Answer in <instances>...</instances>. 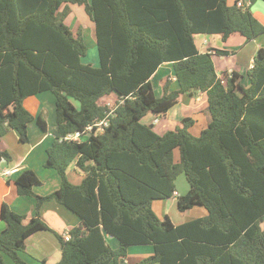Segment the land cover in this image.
Masks as SVG:
<instances>
[{
	"label": "trees",
	"instance_id": "obj_1",
	"mask_svg": "<svg viewBox=\"0 0 264 264\" xmlns=\"http://www.w3.org/2000/svg\"><path fill=\"white\" fill-rule=\"evenodd\" d=\"M254 1L0 0V163L11 161L1 143L9 131L20 143L29 141L34 120L47 132L44 116L35 118L24 100L51 92L56 126L44 167L61 179L56 191L38 196L33 171L17 176L16 194L35 199V214L0 206V264L4 256L26 264V239L50 230L40 212L51 200L80 220L68 241L55 234L56 264H121L131 246L142 245L153 254L136 264H264V49L245 86L234 70L216 74L212 56L229 52L200 53L194 43L198 34L222 42L264 34L249 10ZM72 5L84 6L93 23L97 67L83 63L82 30L74 35L63 23ZM163 63H171L178 88L169 90L165 79L156 96L150 77ZM199 93L207 123L198 135L190 133L191 117L161 135L141 123ZM102 120L107 125L97 132ZM72 164L84 174L77 185L67 178ZM180 175L189 190L176 198L178 211L199 207L205 215L175 225L167 215L159 219L152 204L174 197ZM108 238L118 241L116 249Z\"/></svg>",
	"mask_w": 264,
	"mask_h": 264
},
{
	"label": "crops",
	"instance_id": "obj_2",
	"mask_svg": "<svg viewBox=\"0 0 264 264\" xmlns=\"http://www.w3.org/2000/svg\"><path fill=\"white\" fill-rule=\"evenodd\" d=\"M236 1L240 0H226V3L228 6H231ZM258 1L259 0H255L250 5L249 10L252 15L264 25V7L261 4L258 5ZM194 43L200 53H205L210 48L229 52L227 56H212L217 76L219 77L224 72L230 73L234 70L241 77L240 82L248 86V71L253 67V61L257 50L260 48L264 49V34L251 41H246L245 38L239 34H233L226 42H222L219 35L198 34L194 37ZM165 79H169L171 82L169 90L178 88L173 77L171 63H163L150 77L154 93L158 90L156 88L160 86V95L162 94L161 86ZM153 81H155V84H153ZM42 98L48 100L50 103L52 102V106L50 105V108L52 107L51 111L45 109V106L48 105L42 103L45 101ZM27 99L35 100V102L42 101L41 104L39 103V105H36V111L30 113L35 118H37L39 114H42L47 122L48 130L47 132H43L36 122H32L28 125L27 131L29 141L27 143H20L15 131H9L2 138V146L10 154L11 161L5 164H3V162L0 163V206L4 203L13 212L31 218L35 214V199L33 197L19 196L16 194L14 181L17 176L23 170L33 171L41 182L40 185L33 188L34 194L38 196H45L56 191L60 187L61 179L55 170L44 167L47 158L46 150L52 145V132L56 126L55 110L53 109L54 98L53 96L42 93ZM206 106L207 100L205 93H199L196 98L184 97L180 103L171 108L165 115L157 117L153 114V120L148 125H153L154 131L161 135L178 126L182 118L191 117L196 122L192 127V133L193 135H198L207 123L206 116L204 115ZM167 116L168 118L170 117V119H167ZM155 120H157L156 123H154ZM174 157V159H178L177 152H175ZM5 170H11V174L6 177L2 176L1 173ZM83 177L84 174L76 169L74 164L68 168L67 178L71 183L76 185L80 184ZM178 178L175 181L177 195H174L173 198L154 201L152 208L155 214L160 213L161 215L163 213L162 215H165L168 208L171 209L174 206L177 208L176 198L188 192V183L186 188L179 189L177 185L179 183ZM184 185L181 184V186ZM195 210H199L200 216L195 215L193 219L205 215V211L202 208L194 207L190 209V211ZM40 215L42 221L50 230L38 231L28 237L24 244V251L20 256L26 264H56L60 260L61 251L55 234L62 236L64 233L77 226L80 220L75 214L54 200L44 203ZM184 222L186 221L183 220L180 223H173L179 225ZM261 226L264 228V222ZM4 229L5 224L0 220V232ZM108 243L113 249H116L119 245L118 241L113 238H108ZM152 254L153 247L150 245L131 246L128 249L127 257L121 264H136ZM4 261L5 264H14L9 258H4Z\"/></svg>",
	"mask_w": 264,
	"mask_h": 264
},
{
	"label": "rangeland",
	"instance_id": "obj_3",
	"mask_svg": "<svg viewBox=\"0 0 264 264\" xmlns=\"http://www.w3.org/2000/svg\"><path fill=\"white\" fill-rule=\"evenodd\" d=\"M245 3L247 5L249 4V2H247V1H245ZM257 4L258 5L261 4L264 7V2H262L260 0L258 1ZM70 10L71 11L68 13V15L64 19L63 23L71 29V31L74 35L77 33L78 30H82L83 37H84V43L86 44V47H87V53H86L85 58L83 59V63L91 64L93 66H98L97 46H96V41H95V36H94L93 23H92L91 19L89 18V16L87 15L84 6L72 5V6H70ZM153 84H155V81H153ZM156 89H158V90H156L155 95L160 96V86L157 87ZM43 94H48L49 96H53L51 92H45ZM42 99L45 100L44 98H42ZM41 102L42 101H38V102L36 101L35 102V100L27 99L24 101V107L29 112L32 113V112L36 111V109H37L36 105H39V103L41 104ZM35 103H37V104H35ZM42 103L44 105L49 106V107L45 106L46 110H49V111L52 110V107L50 108V105L52 106V102L50 103L48 100H45ZM53 109H54V105H53ZM166 118L170 119V117L168 118V116ZM152 120H153V114L148 113L142 118L141 123L150 124L152 122ZM33 122H36V120H34ZM33 124H35V123H33ZM190 133H192V128L190 129ZM176 152H178V151H176ZM2 162H3V164L6 163L4 161H2ZM178 179H179V183L177 185H178L179 189L181 190L182 188L183 189L186 188L187 182H186L184 176L180 175V177ZM181 184H183V185L185 184V185L181 186ZM162 214L160 215V213H158V214H156V216L159 219H163L164 216L167 215L172 220V222H174V223H180L183 220L189 221L190 219H193L195 215L200 216L199 210L198 211L197 210H195V211L189 210V211H186L185 213H181L177 210V208L175 206L171 209L168 208V211L165 215H162ZM4 258H8V257L4 256Z\"/></svg>",
	"mask_w": 264,
	"mask_h": 264
},
{
	"label": "built area",
	"instance_id": "obj_4",
	"mask_svg": "<svg viewBox=\"0 0 264 264\" xmlns=\"http://www.w3.org/2000/svg\"><path fill=\"white\" fill-rule=\"evenodd\" d=\"M244 4H245V3H244L242 0L238 1V3H237V5H238L239 7H244V6H245ZM156 122H157V120L154 121V123H156ZM103 125H104V126L107 125V121H106V120H102V121H100L99 123H96V124L94 125V127H96V128H97V132H99V131H101ZM92 128H93V126H89V127L87 128V130H88V131H91ZM78 137H79V134L76 133V134H74V135H69L66 139H69V140H75V139H77ZM10 174H11V170H5L4 172L1 173V175H2V176H5V177H6V176H9ZM174 195L176 196L177 193L175 192ZM62 237H63V239H64L65 241H68V240L70 239V235L68 234V232L64 233V234L62 235Z\"/></svg>",
	"mask_w": 264,
	"mask_h": 264
}]
</instances>
